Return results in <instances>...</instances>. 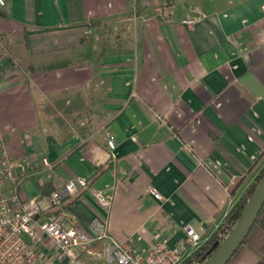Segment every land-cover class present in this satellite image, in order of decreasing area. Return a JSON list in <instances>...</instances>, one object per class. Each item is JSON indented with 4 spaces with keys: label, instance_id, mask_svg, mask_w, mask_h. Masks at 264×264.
Masks as SVG:
<instances>
[{
    "label": "crops",
    "instance_id": "crops-1",
    "mask_svg": "<svg viewBox=\"0 0 264 264\" xmlns=\"http://www.w3.org/2000/svg\"><path fill=\"white\" fill-rule=\"evenodd\" d=\"M191 12L205 17L184 27ZM0 129L25 166L21 199L90 182L70 221L105 217L109 237L82 259L176 247L184 224L204 243L264 167V0H5ZM94 191L112 194L108 212Z\"/></svg>",
    "mask_w": 264,
    "mask_h": 264
},
{
    "label": "built area",
    "instance_id": "built-area-1",
    "mask_svg": "<svg viewBox=\"0 0 264 264\" xmlns=\"http://www.w3.org/2000/svg\"><path fill=\"white\" fill-rule=\"evenodd\" d=\"M4 4L5 0H0V7ZM157 12L167 18L171 6L161 5ZM204 17L203 13L191 12L181 19V24L191 28ZM105 139L108 148L114 149V135L107 131ZM42 163L50 167L47 159L43 158ZM25 174L24 164L9 155L0 129V264H84L81 254H91L95 243L109 237L105 217H94L85 229L70 221L66 202L85 189L88 180L77 176L49 194L21 199L18 192ZM146 191L158 201L163 199L154 187ZM94 197L102 211L108 212L112 194L94 191ZM182 230L184 241L176 247L158 238L145 250L131 243H113L112 264H201L191 257L202 245V236L189 224H184ZM38 233L51 241L49 246L43 245L44 251L38 250L42 245Z\"/></svg>",
    "mask_w": 264,
    "mask_h": 264
},
{
    "label": "trees",
    "instance_id": "trees-1",
    "mask_svg": "<svg viewBox=\"0 0 264 264\" xmlns=\"http://www.w3.org/2000/svg\"><path fill=\"white\" fill-rule=\"evenodd\" d=\"M263 173L264 167L227 212L222 224L218 226L209 239L202 243V245L193 253L191 259L198 260L202 263L213 252L219 242L239 219L244 205L251 196L256 183L261 178ZM89 184L90 182H88L87 187ZM234 191L235 188L232 194H234ZM73 199L71 198L66 202V208L70 207ZM226 264H264V203L253 225L249 229L248 234Z\"/></svg>",
    "mask_w": 264,
    "mask_h": 264
},
{
    "label": "water",
    "instance_id": "water-1",
    "mask_svg": "<svg viewBox=\"0 0 264 264\" xmlns=\"http://www.w3.org/2000/svg\"><path fill=\"white\" fill-rule=\"evenodd\" d=\"M264 203V173L244 205L239 219L201 264H226L242 243Z\"/></svg>",
    "mask_w": 264,
    "mask_h": 264
},
{
    "label": "rangeland",
    "instance_id": "rangeland-1",
    "mask_svg": "<svg viewBox=\"0 0 264 264\" xmlns=\"http://www.w3.org/2000/svg\"><path fill=\"white\" fill-rule=\"evenodd\" d=\"M39 244H43L45 246H49L51 244V241H49L48 239H42L41 242H39ZM41 245H38V248H41L40 247ZM96 254H93V255H88L86 257V255L83 257V263L84 264H106V261L104 260H100L98 259L97 256H95Z\"/></svg>",
    "mask_w": 264,
    "mask_h": 264
}]
</instances>
